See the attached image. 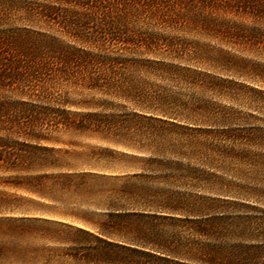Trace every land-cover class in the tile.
Masks as SVG:
<instances>
[{
  "label": "rangeland",
  "instance_id": "obj_1",
  "mask_svg": "<svg viewBox=\"0 0 264 264\" xmlns=\"http://www.w3.org/2000/svg\"><path fill=\"white\" fill-rule=\"evenodd\" d=\"M51 1L0 0V140L14 144L1 146L2 153L19 152L15 142L39 144L77 153L75 159L85 162L78 170L118 177L139 172L134 165L151 155L136 150L146 134L157 133L165 145L205 140L210 146L213 141L195 134L191 142L168 123L221 130L223 146L234 150L224 157L211 152L165 155L196 171L184 186H153L180 197L178 212L139 208L126 218L153 229L161 244L109 239L123 246L105 247L114 260L98 258L87 264H264V0H179V6L165 0L168 9L157 10L163 17H180L174 26L156 28L187 47L183 60H163L186 73L141 74L143 89L167 91L181 100L195 97L208 105H133L85 88L75 67L59 63L58 55L72 47L86 49L89 37H107L90 21L87 40L76 38L68 20L82 10L73 0ZM44 8L54 9L51 19L37 13ZM186 107L199 113L186 118ZM216 118L224 121L216 125ZM103 121L111 124L102 126ZM44 173L58 171L19 174L0 168V181ZM118 184L91 187L80 209L100 220L122 214L104 204ZM0 190L47 203L22 191ZM125 208L133 213L131 206ZM96 243L92 240L91 247Z\"/></svg>",
  "mask_w": 264,
  "mask_h": 264
},
{
  "label": "trees",
  "instance_id": "obj_2",
  "mask_svg": "<svg viewBox=\"0 0 264 264\" xmlns=\"http://www.w3.org/2000/svg\"><path fill=\"white\" fill-rule=\"evenodd\" d=\"M54 1L57 0L51 2ZM171 2L172 6L180 5L179 0ZM70 3L82 10L75 11L77 13L69 17L68 24L73 27V36L86 41L85 28L91 21L107 37L106 41L97 36L93 39L89 37L90 45L86 49L76 50L72 47L71 50H62L58 55L59 63L68 68L71 65L72 68L75 67V73L79 75L85 88L133 105H208L195 97L181 100L167 91L158 94L143 89L146 83L140 78L141 74L176 71L186 73L182 69H176L172 63L163 61L183 60V53L188 51L185 45L165 36L163 31L156 28H165L167 24L174 26L180 18L158 14L157 10L168 9L165 0H73ZM50 9L37 13L51 19L55 13L54 9ZM153 18L159 21L155 26ZM70 33L73 34L71 31ZM49 55L52 56L49 53L47 57ZM151 55L162 56L159 57L162 59L146 58ZM185 112L188 114L186 118L199 113L192 107H186ZM222 120L216 118L214 124L219 125L224 121ZM110 124L109 121H103L102 126ZM168 125L188 137L191 142L195 134L211 136L213 141L210 146H205L204 142H208L205 140H198L196 145L190 142L181 146L174 143L165 145L157 133L146 134L142 145L136 150H144L151 155L139 160V165H134L139 172L118 177L78 170V164L85 162L75 159L77 153L61 152L39 144L15 142L19 152L0 151L1 169L19 174L38 169L58 171L53 175L44 173L16 176L9 181H0V186L22 191L47 202L41 203L34 198L0 190V264H87L98 258L109 262L114 260L115 254L105 250V247H123L109 241L114 238L127 244L149 243L159 246L161 241L153 229L149 231L140 221H129L126 218L136 214L139 208L178 212L182 205V201H178L180 197L153 186L161 183L184 186L196 171L188 165L168 161L164 156L170 154L184 158L202 152L201 155L212 153L224 157L231 156L234 151H227L223 146L224 132L221 130L194 128L190 124ZM1 146L11 147L14 144L8 145L0 140ZM208 152L211 153L207 154ZM98 158H101L100 155ZM148 172L154 174L147 175ZM113 182H119L118 187L104 204L119 208L115 210L122 211V214H111L100 220L80 209L85 204L84 196L90 192L91 187L98 188ZM127 205L131 206L133 213H126ZM92 240L97 242L94 247H91ZM59 246L65 247L60 249ZM212 256L215 255L212 253Z\"/></svg>",
  "mask_w": 264,
  "mask_h": 264
}]
</instances>
